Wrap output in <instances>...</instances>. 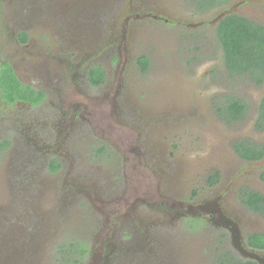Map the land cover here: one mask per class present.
<instances>
[{"label":"flooded vegetation","instance_id":"flooded-vegetation-1","mask_svg":"<svg viewBox=\"0 0 264 264\" xmlns=\"http://www.w3.org/2000/svg\"><path fill=\"white\" fill-rule=\"evenodd\" d=\"M92 1L94 5L89 0L84 13L100 11L107 0ZM203 1L136 0L138 3L133 8L138 9L135 16L139 18V25L135 29L128 26L127 32L132 39L135 36L146 42L153 36L167 39L176 35L188 42L201 41L221 48L218 25L225 16L239 15L264 27V0H207L208 4ZM34 2L20 12L19 18H11L9 12L6 16L0 13V42L3 43H0V80L12 69L22 84L21 88L12 90L14 98H11L5 90V81H0V264H42L41 250L50 236L36 237L43 228V218L57 220V225L78 227L79 236L67 234L56 245L53 264H58L57 259L60 264H229L230 261L264 264V247L256 246L251 238L264 235V76L257 83L245 75L246 82L249 81L247 91L229 95L219 94L217 88L212 93H199L198 88L185 92L179 77L170 78V72L165 80L168 83L165 94H152L149 89L159 88L164 78L162 70L155 71L150 57L144 54L148 53L147 47L139 46L138 40H134L133 50L125 48L129 54L121 61L123 54L119 52V45L109 46L100 49L99 58L87 64L86 40L75 35L73 40H68L55 29L56 22L68 21V17L56 15L67 13L66 9L73 14V8L65 7L64 11L57 8V14L52 17L41 16L47 6ZM57 2V6L63 7L60 0ZM128 11L126 4L123 8L121 0H116L108 15L120 12L116 15L120 22ZM86 17L89 18L86 14L81 17L82 22H86ZM115 23L114 19V26ZM147 23L152 35L142 31ZM92 25L88 29L96 28L94 35L98 36L101 28ZM153 26L161 31L153 33L150 29ZM183 26L190 27V32ZM42 27L56 30L58 40L47 43L42 35L39 37ZM10 28L16 32L11 44ZM165 28L170 29L169 35ZM36 39L41 40L39 47L44 50L46 66L54 68L48 78L41 74L42 68L25 67L27 73L20 76L11 61L19 53L18 49L28 47ZM59 50L66 61L54 56L53 52ZM142 57L146 58L145 65L139 61ZM94 66L102 74L98 82L88 79V71ZM217 71L214 75L207 68L205 82L212 83V79L222 76L221 70ZM213 83L216 87V80ZM171 85L175 89L171 90ZM75 87L82 88L73 91ZM26 90L34 91L40 99L24 98ZM74 94L81 95L85 101L87 94L86 103L71 104L70 97ZM235 96L246 103L245 114L227 122L220 118L218 110L226 106L229 97ZM16 105L26 109L31 122L17 125L11 131L9 124H4L3 112ZM112 107L123 114L125 123L138 134L134 141L136 147L147 150L148 158L143 164L148 166L149 186H163V191L158 193L162 199L157 203L149 197L151 192L146 186L140 189L141 198L133 200L132 204L140 202L151 214L149 221L142 215L118 214L110 208L107 218L100 222L91 210L94 205L86 202L88 193H95L89 189L92 186L74 183L68 177L60 178L64 173L59 175L66 161L68 168L71 164L80 171L88 169L86 172L92 178L87 183L94 180L97 191L108 197L106 202L110 204L127 203V198L138 191L136 179L133 183H123L126 173H116L118 168L128 166L129 157H120L116 163V153L106 148L108 144L90 148L93 139H97L92 128L100 126L99 122L110 115L107 109ZM48 110L51 111L43 115ZM42 116L47 120L41 121ZM115 121L120 125V121ZM180 124L184 126L181 131L189 138L187 146L181 142V132L176 130ZM76 125L79 128L73 130ZM190 128L194 130L189 131ZM38 133L41 136L37 137ZM242 144L255 145L262 150L261 155H242L239 150ZM92 150L96 151V157L92 156ZM63 153L69 154L66 159H72L66 160ZM29 154L35 161L27 159ZM130 166L129 173L133 175V161ZM197 168L200 173L206 170L201 177L203 188L187 184L194 179ZM42 169L48 175L60 177L48 181L40 175ZM116 193H119L117 198L111 197ZM251 199H257L260 204H252ZM62 214L66 220H62ZM172 218L179 219L175 230L170 226ZM91 235L101 236L97 247L90 241ZM52 246L54 249L55 245Z\"/></svg>","mask_w":264,"mask_h":264},{"label":"rangeland","instance_id":"rangeland-1","mask_svg":"<svg viewBox=\"0 0 264 264\" xmlns=\"http://www.w3.org/2000/svg\"><path fill=\"white\" fill-rule=\"evenodd\" d=\"M34 1L36 0H2L0 4V7H1L0 13L2 14L3 12V14H5L6 16V12H9L11 18H14V17L19 18L20 12L24 8H27L28 5L32 3L35 4ZM37 1H38V4L47 6L44 9V13L43 12L41 13L42 14L41 16H43V14L45 15L49 14V16L52 17L53 14H57L55 13V10L57 8L58 9L62 8L61 11H64L65 7L68 9L73 8L74 10L73 14H71L72 10L68 11L66 9L67 13L56 15L60 17L66 16L68 17V21L56 22L55 29L58 30V32H60L63 36H65L66 39L68 38V40L69 39L73 40L74 35L81 40H86V63L87 62L89 63L92 60H96L97 58H99L100 49L104 50L108 48L109 46H113L114 48H116V46L119 45V50H120L119 52L123 54L121 57V61L124 59L125 56H127L126 54H129V51H125V48L129 49L130 52L133 50L132 48L134 47V44H135L134 40H138L140 44L139 46L147 47L148 53L145 52L144 54H148V56L150 57L152 66H154L155 71H159L160 69L162 70L161 76L164 78L161 82H159V88L154 87L152 89H149L150 93L152 94L153 93L157 94V93H162V92L165 94V91H166L165 87L166 85H168V83H165V80L169 78L170 72H171L170 78H174L175 75L179 77V79L181 80L183 84L182 85L183 91L186 87L185 92H190V90H194L198 88L199 93L208 92V91L212 93V90L217 88L218 89L217 91L219 92V94L230 93L229 95H231L234 93L244 94V91L245 90L247 91L248 89L247 84L249 83V81L248 83L246 82L247 81L246 76H233L230 73V70L228 69V67L225 66L226 64H224V61H221L223 59L221 55L223 54L220 53L221 48L218 46L204 45L202 44L201 41L188 42V41H185L186 39L184 37L178 38L176 35L169 36V38L167 39H164V38L158 39L157 37L153 36L151 39H149L148 42H146L144 39H136L135 36L132 39L131 34L127 32V27L130 26L133 29H135L136 24L137 26L139 25V18L135 16V14L138 12V9L133 8L138 3L136 2V0H121L123 8L125 7V4H126V8L129 11L126 15H122L123 18L120 19V22L118 20L119 16H116L120 12L115 14L114 16L108 15L111 13L112 6L116 3V0L105 1L104 2L105 6L103 5L104 7H101V9H99L100 11H96L95 9L93 11L95 15L94 16L95 22L93 23L96 24L98 29L101 28L98 36L94 35V33L97 31L96 28H90V29H87L86 31V27L84 28L83 26V25H86L87 22H90L88 20L90 18L88 17H86L87 18L86 22L84 21L82 22L81 20V17H83L86 14L84 13L86 12V3L84 0H60V2L63 3V7L60 5L57 6L58 0H37ZM50 2H52V7H51ZM206 2L207 4L209 3V1L207 0L203 1V3H206ZM90 3L91 5H94L93 2L90 1ZM98 3H100V1H96V4ZM49 8L51 9L49 10ZM78 10H80L81 12H79ZM100 12L102 14V18H100ZM105 12L107 13L105 14ZM104 15H107V16L106 18L103 19ZM172 17L176 18L177 15H173ZM114 19L117 21V23H115V26L113 25ZM43 20H46V19L43 18ZM53 20H56V17H54ZM75 25H80V27L77 28L75 27ZM187 27L188 26H183V29L188 30L190 32L191 30L190 27L186 29ZM42 28H43V31L41 32L39 37H41L42 35V38L46 39L47 43L51 39L53 41L58 40L56 30L54 31V29H51V28L46 29L45 27H42ZM14 29L15 28H10V41H11L9 42L10 44L13 43L15 39L16 32ZM150 29L152 30L153 33H157L161 31V29H159L157 26H153ZM142 31L146 32L149 35H152V33L149 30L148 23L144 25ZM164 31L167 32V35L171 33L169 28H165ZM120 34H121V37H119ZM201 37L202 36L200 35L198 39H201ZM189 39H192V38L190 37ZM40 44H41V40L36 39L35 42H30V44H27L28 47H23L22 49H18L19 53L15 57H13V59L11 60L13 64L15 65V72L17 74L22 76L25 73H27L25 71V67H27L28 70L31 68H35V69L39 68L40 70V68H42L43 72H41V74L44 75L45 77H47L49 73H53L54 68L51 67V65L49 67L46 66L44 50L42 49V47L40 49L39 47ZM55 44L56 42L54 43V45ZM31 52L32 54H30ZM73 52H75L74 49H73ZM37 53L40 54L38 60H37ZM53 54L54 56L58 57L62 61L67 60V58L64 56V54H62L60 50L57 52H53ZM97 55L98 57H95ZM79 56H80V53H79ZM220 58L222 59L220 60ZM101 59L102 57L100 58V60ZM13 60H16V63ZM63 65H65V63ZM207 68L212 70L214 72V75H216L215 73L218 72L217 70H221V73H223L222 76L220 77L215 76L217 79H212L213 82L216 80V83H217L216 87L214 86L213 82L208 83V82H205L204 80L205 79L204 71ZM59 72H60V69L58 70V74ZM8 73L9 71L7 70L6 82L10 80V76ZM157 73L159 74L160 72H157ZM207 86H209V88ZM81 88L82 87H75L73 91L80 90ZM170 89L171 90L175 89V86L171 85ZM250 96L252 95L248 94V97ZM222 97L225 98L226 96H222ZM70 101H71V104L73 105H77L78 103H86L87 94H86V101L79 94L72 95L70 97ZM90 109H93V107L91 106ZM25 110H23V108L21 107L20 108L17 107V105L9 107V108H5L3 112L4 124L6 125L9 124L10 130L13 131L17 125H22V123L24 122L26 123L28 121L31 122V119L29 117L30 115L27 116V111ZM50 111L51 110L43 111V115L45 113H49ZM107 113H109L110 115H106L103 122L102 120L99 122L100 126H94L95 128H92V132L94 131L97 133L96 135L93 132L95 136L97 137V139H93L94 143L93 142L90 143V148L94 149L96 145L105 146V144H108V147L106 148H108L112 154L116 153V155L114 156L116 163L120 161V157H123V156L129 157L130 161L128 162V166L124 167L123 169L118 168L117 169L118 172H116L117 174H120L119 172L126 173L127 177H124L123 183H129V182L133 183L136 179L137 183L139 184L138 191L136 193H133L132 196L127 198L128 199L127 203H123V204L122 203H113V204L107 203L106 201L109 198L105 197L104 195L99 194V192L97 191L94 185L95 181L91 180L89 182L90 184L87 183L88 180L92 178L89 176V173L86 172L88 169L80 171L79 169L77 170L76 167L71 166V164H70V168H68V165H69L68 161H66L64 170L59 173L60 176L62 175V173H64V175H62L61 177L51 176V174L48 175L47 172L44 173L43 169L40 170L39 173L40 175H42V177H44L48 181H51L54 178L68 177L67 179L69 181L72 180L74 183H79V184L86 183V185L92 186L89 189L93 190L95 193L93 192L88 193V196H86V202L91 205H94V207L91 210L94 212V216L97 217L100 222H102L105 218H107V214H108L107 211L110 208L113 211L117 212L118 214L127 212L133 217H135L136 215H142L148 220L151 214L148 213L146 208L143 207L140 202H136V204H132L133 200L141 198L140 189L146 186V188L151 192V195L149 197L152 200H154L153 202L157 203L158 201L162 199L161 195L159 198L158 193H161L163 191V186L161 185L159 187L157 184L155 188H153V186H149L148 180L150 178L148 177V172H147L148 166L145 167V165L143 164V160L148 158V155H146L147 150H145L142 146L138 148L136 147V143L134 141L137 140L136 138H138V134L135 131L131 130L130 127L125 123V121L122 118L123 114L120 111H118L115 107L108 108ZM117 117L118 119H116ZM88 118H89V115H88V112H86V124H87ZM40 120L44 121V120H47V118H45V116H42ZM115 120L120 121V125L117 126L115 124L116 122ZM180 126H182V124H180L176 130L181 132V134L183 135V136L181 135L183 137L181 142L184 145L186 144L187 146L189 138L187 137L186 134L184 135L183 131H181V130H184L183 128L184 126L182 127ZM87 127L88 126L86 125V132H87ZM227 127H229V125ZM76 128H79V126L78 125L74 126L73 130H75ZM192 130L194 129L192 128L189 129V131H192ZM38 136H41V135L38 133L37 137ZM42 139L45 141L44 138ZM86 139L89 142L90 138L86 136ZM162 139H165V138H162ZM28 148L30 147H27V149ZM65 152H68V151H65ZM63 155L65 156V159H66L67 155L69 154L63 153ZM92 156L93 157L97 156V153L95 150H92ZM34 158L35 157L32 154H29L27 156V159L32 160V161H35ZM71 159H66V160H71ZM37 160L39 161V159ZM92 160L93 159H91V161ZM131 161L134 162V166L132 167L134 168V170L132 171L134 173L133 175L129 173L131 171V166H130ZM41 162L46 164L44 160H42ZM86 165L90 167V165H88L87 162H86ZM203 171L204 170H202V172L200 173L197 168L195 170L196 173L194 174V177H193L194 179L188 180L187 184H190L194 188H203V184H202L203 179L201 177L205 175L204 173L206 170L204 172ZM109 187L111 188V186ZM1 194L2 193L0 192V195ZM117 195L119 196V193L112 194L111 197L117 198ZM251 202L252 204L256 206L260 204V202L257 199H251ZM43 215L45 216L44 213ZM168 215H169V219H171V214H168ZM58 218L59 217L57 216V219ZM66 218H67L66 215L62 214V220H66ZM172 219H173V224L170 226L172 230H175L176 225H178L179 219L177 218L176 219L172 218ZM55 222L56 224H52ZM80 223L83 224V221H80ZM185 224L183 225V229H185ZM72 227L73 226H67L64 224L57 225V220L53 221V219H50V218L49 220L43 218V228L37 232L36 237L45 238L49 235L50 236L45 240L44 246L42 247V250H41L42 254H41L40 262H42V264H53L54 263L53 253L56 250V245L64 241L63 236H66L67 234H69L70 237H76L77 234L79 236L78 227H76L75 229H73ZM153 232L157 234L158 231L153 228ZM90 237H91L90 241L95 243L94 245H96L97 247L99 245L97 241H99L101 236L91 235ZM53 244L55 245L54 249L52 246ZM56 257L59 258L60 256L56 255ZM57 261H58V264H60L59 259H57Z\"/></svg>","mask_w":264,"mask_h":264},{"label":"trees","instance_id":"trees-1","mask_svg":"<svg viewBox=\"0 0 264 264\" xmlns=\"http://www.w3.org/2000/svg\"><path fill=\"white\" fill-rule=\"evenodd\" d=\"M218 38L221 43L223 60L233 76H249L251 80L260 83L264 76V27L245 17L239 15L225 16L218 25ZM140 63L145 65L146 58L142 57ZM10 70V69H9ZM10 80L6 82V78H1V82L5 81L7 91L11 98L12 90L21 88L22 84L14 77L12 69L9 71ZM102 74L100 69L95 66L88 71V79L92 82H98ZM6 77V73H5ZM26 94V96H25ZM23 96V95H22ZM24 98L33 100L37 98L34 91L26 90ZM10 98V100H12ZM223 109L218 110L220 118L231 122L240 119L245 114L246 103L240 97H229ZM263 117V115L261 116ZM260 117V118H261ZM240 153L244 156L259 157L262 150L255 145L240 146ZM256 246L264 247V235L257 237L251 236ZM250 238V240H252ZM229 264H257L253 261L242 262L233 261Z\"/></svg>","mask_w":264,"mask_h":264},{"label":"water","instance_id":"water-1","mask_svg":"<svg viewBox=\"0 0 264 264\" xmlns=\"http://www.w3.org/2000/svg\"><path fill=\"white\" fill-rule=\"evenodd\" d=\"M91 2H93L92 0H90ZM88 1L86 0V3H87ZM86 16H89V18L90 19H88L90 22H87L86 23V30L88 29V27H89V25L91 24V23H93V22H95L94 20V13L93 12H88V13H86ZM94 25H92V26H94V27H96V24L95 23H93Z\"/></svg>","mask_w":264,"mask_h":264}]
</instances>
